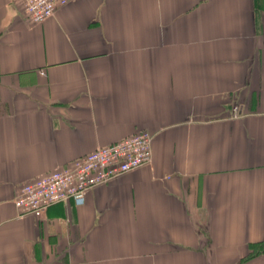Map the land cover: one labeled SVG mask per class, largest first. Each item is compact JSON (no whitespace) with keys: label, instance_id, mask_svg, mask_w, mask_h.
Segmentation results:
<instances>
[{"label":"crops","instance_id":"1","mask_svg":"<svg viewBox=\"0 0 264 264\" xmlns=\"http://www.w3.org/2000/svg\"><path fill=\"white\" fill-rule=\"evenodd\" d=\"M237 111H234V110ZM145 131L83 206L20 188ZM264 0H0V264H264Z\"/></svg>","mask_w":264,"mask_h":264},{"label":"built area","instance_id":"2","mask_svg":"<svg viewBox=\"0 0 264 264\" xmlns=\"http://www.w3.org/2000/svg\"><path fill=\"white\" fill-rule=\"evenodd\" d=\"M21 1L30 22L42 24L53 17L59 8L76 0ZM152 141L150 133L141 131L113 145L98 148L48 175L24 184L13 205L19 216L35 217H41L49 207L60 203L72 201L77 207L83 206L91 189L150 165Z\"/></svg>","mask_w":264,"mask_h":264},{"label":"trees","instance_id":"3","mask_svg":"<svg viewBox=\"0 0 264 264\" xmlns=\"http://www.w3.org/2000/svg\"><path fill=\"white\" fill-rule=\"evenodd\" d=\"M263 251H264V241L261 242V243H259L256 246V252H257V254H261Z\"/></svg>","mask_w":264,"mask_h":264}]
</instances>
